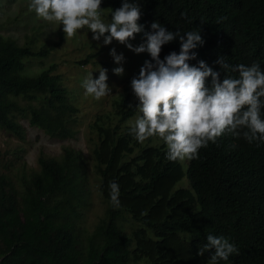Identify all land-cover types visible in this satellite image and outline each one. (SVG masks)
Masks as SVG:
<instances>
[{
	"label": "trees",
	"instance_id": "obj_1",
	"mask_svg": "<svg viewBox=\"0 0 264 264\" xmlns=\"http://www.w3.org/2000/svg\"><path fill=\"white\" fill-rule=\"evenodd\" d=\"M136 2L142 42L157 21L173 32L200 31L204 44L192 50L197 58L189 64L204 60L221 80L225 73L215 63L220 56L231 65L256 63L264 70V0ZM121 4L102 0L101 8L110 16ZM62 35L57 31V40H42L38 46L44 47L33 44V34L21 43L0 35V129L23 139L24 119L50 138L68 140L56 155L38 153L34 169L14 174L17 185L8 174L11 162L0 166V264H208L209 252L197 255L208 234L226 237L239 249L218 264H264V143L226 133L185 165L169 161L164 142L150 143L152 137L139 145L120 128L141 115L131 87L111 94L108 109L86 125L101 209L90 229L81 223L90 205L86 160L69 141L76 139L78 107L53 72L55 63L25 71L26 61L47 56ZM172 51L179 53V38L162 47L160 58ZM90 57L75 62L85 65ZM110 182L119 185L118 208L110 203Z\"/></svg>",
	"mask_w": 264,
	"mask_h": 264
},
{
	"label": "clouds",
	"instance_id": "obj_2",
	"mask_svg": "<svg viewBox=\"0 0 264 264\" xmlns=\"http://www.w3.org/2000/svg\"><path fill=\"white\" fill-rule=\"evenodd\" d=\"M101 4L102 0H30L28 8L38 18L62 26L65 39L87 29L93 40L100 41L103 37L104 45L115 40L135 53L150 55L151 60H146L138 77L131 80L141 115L131 124L130 134L138 143L143 144L152 137L158 146L164 142L166 159L173 162L198 158L201 148L209 142L217 143L226 133L248 143H264V118L261 117L264 70L258 64L231 65L225 56H220L215 63L225 73L221 80V73L204 60H199L197 65L189 64L197 58L192 50L204 44L200 31L182 34L153 21L151 30L145 32L146 41L134 46L130 41L144 29L139 23L140 4L136 0H122L121 6L111 13L110 23L102 18ZM177 38L179 53L172 51L161 59L162 47ZM110 55L118 65L125 59L115 48L110 50ZM124 71L123 66L113 69L117 76H122ZM228 72L238 76H228ZM107 80V69L101 68L96 79L90 74L82 84L85 94L96 100L108 95L112 91ZM109 188L110 203L120 207L118 183L110 182ZM205 252L210 253L208 264H218L238 254L239 249L226 237L208 234L207 243L198 249L197 255L203 256Z\"/></svg>",
	"mask_w": 264,
	"mask_h": 264
},
{
	"label": "rangeland",
	"instance_id": "obj_3",
	"mask_svg": "<svg viewBox=\"0 0 264 264\" xmlns=\"http://www.w3.org/2000/svg\"><path fill=\"white\" fill-rule=\"evenodd\" d=\"M29 3L30 0H0V35L15 38L21 43L26 41V36L33 34L35 38L34 43H30L31 47H33L34 45L38 46L42 44L40 43L42 40H46L44 43H47L49 40H57V31H61L63 34V41L60 45L53 48L47 56L26 61L25 71L27 73H34L39 69L46 68L51 63H55L56 67L53 69V72L60 75L63 85L68 88L71 94V101L78 107V123L76 125L78 131L76 139L69 141L75 148L81 150L86 160L85 169L87 185L90 190V205L83 211L84 215L82 216L81 223H84L90 229L95 222L96 215L100 212L101 205L95 190L96 179L91 170L92 164L88 154L89 146L86 142L88 132L86 125L96 112L108 109L106 104L111 94H115L122 87H131V80L137 70L147 60L148 53H135L115 40L109 45H104L103 37H101L100 41H95L92 39L91 31L87 29L77 32L75 37L71 39H65L62 26L51 24L38 18L35 12L29 11ZM102 11L104 22L110 23L111 15L106 16L107 9L102 8ZM139 39L140 34L138 33L130 43L134 46L144 43L141 39L140 42ZM44 46L46 45L38 47ZM113 48H115L117 54L123 53L125 59L120 65L116 64L110 55V50ZM87 54H91L93 57H90L85 65L76 64L75 61L82 59ZM119 66H123L125 70L122 76H117L113 72V69ZM101 68L107 69V83L112 92L96 100L85 94L82 84L90 74H92L94 79L98 78ZM136 118L137 116L133 115L126 119L120 124V128L130 134V126L135 122ZM19 122L25 130L23 139H17L0 129V166L6 164L7 161L11 162L8 174L16 185L19 183V178L14 174L25 173L28 169H34L38 153L56 155L60 145L68 141H59L56 138L46 136L39 130L29 126L24 119H20ZM150 143H155V140L152 139ZM139 145L142 144L139 143ZM180 162L182 165H185L186 159ZM4 170L6 171V168ZM182 182L184 185L186 184V181L183 179L181 184ZM138 264L145 263L140 262Z\"/></svg>",
	"mask_w": 264,
	"mask_h": 264
}]
</instances>
